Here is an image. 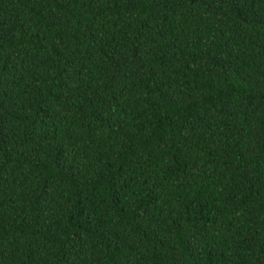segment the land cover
I'll list each match as a JSON object with an SVG mask.
<instances>
[{"label":"trees","instance_id":"1","mask_svg":"<svg viewBox=\"0 0 264 264\" xmlns=\"http://www.w3.org/2000/svg\"><path fill=\"white\" fill-rule=\"evenodd\" d=\"M0 264H264V0H0Z\"/></svg>","mask_w":264,"mask_h":264}]
</instances>
